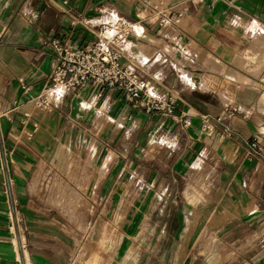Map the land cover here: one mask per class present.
Returning a JSON list of instances; mask_svg holds the SVG:
<instances>
[{"label":"crops","instance_id":"0c3cea01","mask_svg":"<svg viewBox=\"0 0 264 264\" xmlns=\"http://www.w3.org/2000/svg\"><path fill=\"white\" fill-rule=\"evenodd\" d=\"M117 17L174 115L92 82L38 107L53 41ZM0 33V264H264V0H0Z\"/></svg>","mask_w":264,"mask_h":264},{"label":"built area","instance_id":"2783aa9c","mask_svg":"<svg viewBox=\"0 0 264 264\" xmlns=\"http://www.w3.org/2000/svg\"><path fill=\"white\" fill-rule=\"evenodd\" d=\"M161 16L162 25H177L178 19L173 15L161 13ZM133 27V24L117 17L103 22L96 32L95 40L86 46L75 48L67 43L53 41L55 64L47 83L34 98L36 105L49 108L65 91L92 82L119 88L135 109L173 116L176 108L174 95L160 91L136 69L122 65ZM201 119L208 129L221 121L208 115H202ZM185 123L188 124L187 119ZM251 145L264 154V149L256 142Z\"/></svg>","mask_w":264,"mask_h":264},{"label":"rangeland","instance_id":"374dc122","mask_svg":"<svg viewBox=\"0 0 264 264\" xmlns=\"http://www.w3.org/2000/svg\"><path fill=\"white\" fill-rule=\"evenodd\" d=\"M93 200L94 199H84L82 197L80 198L79 195H78L76 197H70V198H68L67 201L60 200V201L57 202V204L59 206H61V207L68 206V205L69 206L90 205V204H94ZM138 203H142L143 204L141 198L136 199V203L135 204H138ZM101 204L104 205L105 204V201H103V203H101Z\"/></svg>","mask_w":264,"mask_h":264},{"label":"bare ground","instance_id":"6f19581e","mask_svg":"<svg viewBox=\"0 0 264 264\" xmlns=\"http://www.w3.org/2000/svg\"><path fill=\"white\" fill-rule=\"evenodd\" d=\"M134 31L135 32H139L140 31V27L139 26H134ZM144 42V41H143ZM149 44H150V42H148ZM144 44V43H143ZM148 47H152V46H148L147 45V51H148ZM140 50V49H139ZM144 51H146V50H144ZM219 61V60H218ZM227 62V61H226ZM262 62L264 63V57H262ZM252 66V65H251Z\"/></svg>","mask_w":264,"mask_h":264}]
</instances>
